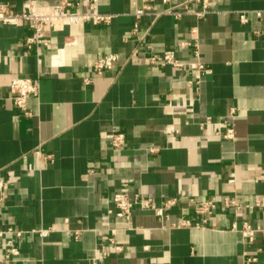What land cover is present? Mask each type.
I'll use <instances>...</instances> for the list:
<instances>
[{"label": "crops", "instance_id": "0c3cea01", "mask_svg": "<svg viewBox=\"0 0 264 264\" xmlns=\"http://www.w3.org/2000/svg\"><path fill=\"white\" fill-rule=\"evenodd\" d=\"M36 1L49 10L58 0ZM98 8L109 23L61 21L45 28L48 44L31 47L26 22L0 23V227L25 231L0 241V264H264V0H210L205 15L179 18L160 14L161 0ZM194 38L211 69L198 92L194 47L183 45ZM166 49L185 64L149 63ZM110 53L114 65L95 72ZM20 76L39 80L30 115L9 90ZM230 127L234 138L224 137ZM118 192L175 202L163 218L135 206L127 219L109 212ZM207 200L213 209L198 212ZM244 222L258 229L252 241ZM12 245L19 253L8 257Z\"/></svg>", "mask_w": 264, "mask_h": 264}, {"label": "built area", "instance_id": "2783aa9c", "mask_svg": "<svg viewBox=\"0 0 264 264\" xmlns=\"http://www.w3.org/2000/svg\"><path fill=\"white\" fill-rule=\"evenodd\" d=\"M152 1V0H147ZM165 8L160 12V14H170L177 18L182 17L186 13H193L198 16H203L210 9V0H183L180 3L173 4L171 0H161ZM92 6L89 9H82L79 2L74 0H58L52 5L49 10L41 9L38 6L36 0H26L20 10H15L11 8L6 3H0V23L18 24L20 22H26L30 29L31 34L26 38V44L31 47L34 44H48L49 39L45 36V28L51 27L55 28L59 22L65 21L68 24H79V23H92V24H104L109 23L112 20L113 15L104 13L98 8V0H90ZM194 2L201 3L200 9H195L191 7ZM149 8L147 4L144 8H139L135 11L136 18H141L146 10ZM243 21L247 20L245 14L241 15ZM138 24L135 23L134 30H136ZM196 32V29L194 30ZM193 45L194 53L196 59L189 62L188 64L194 70V86L195 92H198L202 78L204 74L209 73L211 69L207 67L199 58L198 51V41L194 38L193 41H185L183 45ZM117 59L116 53H110L103 57H100L94 62V71L97 73H102L105 69H109L114 65ZM149 63L151 65H172L175 67L183 66L185 63L177 58L174 50L166 49L161 52L152 54L149 57ZM91 78H86L85 82L90 83ZM39 80L38 78H33L29 76L14 77L10 84L9 90L12 95L14 104L22 110L25 115H30L31 111L27 108V100L32 95H37L39 92ZM231 113L235 114L236 109L232 108ZM207 121H210L208 118ZM224 137L234 138L235 131L232 127L228 128ZM124 142V134L121 132H116L112 136V145L114 147H119ZM50 157V156H48ZM264 173V165H263ZM5 185V181L0 177V193H2ZM1 200V196H0ZM114 208L109 209L110 213H114L117 216L125 217L130 219L135 206H139L143 209H150L159 217L163 218L167 215L166 209L169 205L175 202L174 199L167 200L164 204H156L155 201L150 197H144L141 193H136L134 197H130L125 192L115 193L114 197ZM230 199H226V203L229 204ZM264 199L258 200L257 204H263ZM215 203L213 201L207 200L202 201L196 205L198 212L208 213L210 212ZM180 225L187 226L190 225L189 221L182 220ZM236 228V224L233 225ZM53 227L48 228H36L33 231L38 232L40 235L45 236L51 232ZM257 227H254L251 223L244 222L240 228L243 236L248 240L252 241L255 233L257 232ZM25 231L13 226L0 227V241L6 235H14L21 237ZM12 243V241H11ZM19 253L18 247L12 245L7 256L16 255ZM1 260V257H0Z\"/></svg>", "mask_w": 264, "mask_h": 264}]
</instances>
